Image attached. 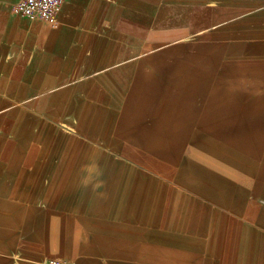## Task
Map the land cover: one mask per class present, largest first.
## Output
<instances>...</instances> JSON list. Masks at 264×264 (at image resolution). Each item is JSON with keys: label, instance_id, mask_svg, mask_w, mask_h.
Listing matches in <instances>:
<instances>
[{"label": "crops", "instance_id": "obj_1", "mask_svg": "<svg viewBox=\"0 0 264 264\" xmlns=\"http://www.w3.org/2000/svg\"><path fill=\"white\" fill-rule=\"evenodd\" d=\"M17 1L0 264H264V0H203L201 46L162 45L194 35L198 0H66L56 25Z\"/></svg>", "mask_w": 264, "mask_h": 264}, {"label": "built area", "instance_id": "obj_2", "mask_svg": "<svg viewBox=\"0 0 264 264\" xmlns=\"http://www.w3.org/2000/svg\"><path fill=\"white\" fill-rule=\"evenodd\" d=\"M66 0H18L14 6V12L31 20H42L52 25L58 23V17ZM40 264H73L71 260L51 257Z\"/></svg>", "mask_w": 264, "mask_h": 264}, {"label": "rangeland", "instance_id": "obj_3", "mask_svg": "<svg viewBox=\"0 0 264 264\" xmlns=\"http://www.w3.org/2000/svg\"><path fill=\"white\" fill-rule=\"evenodd\" d=\"M205 1L203 0H198L196 1V7H195V22H194V35H191L189 37H186V35L188 34V31L186 30V27L185 25L186 24H183L182 22H180L179 24V27L178 28V38H174V39H168V40H163V44L162 45H178V46H186V45H189V44H192V45H203V42H204V38H203V29H204V25H203V3ZM216 1H213L211 2V4H214ZM217 7H214L212 6L211 7V19H212V24H211V41L214 42L216 41L217 42V24H214L213 23V20L214 18L217 16L218 13H216V10ZM186 10V9H184ZM181 17H183L181 14H180V19ZM194 43V44H193ZM148 45H152V44H148ZM35 105V106H33ZM30 106V107H28ZM34 109H42L41 108V104H30V105H27L26 103H20L18 104V109L19 111H26V110H33Z\"/></svg>", "mask_w": 264, "mask_h": 264}]
</instances>
